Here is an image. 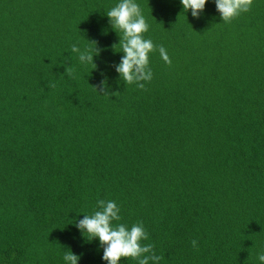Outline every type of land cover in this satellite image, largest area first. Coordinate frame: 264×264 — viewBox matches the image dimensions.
<instances>
[{
    "label": "trees",
    "instance_id": "1",
    "mask_svg": "<svg viewBox=\"0 0 264 264\" xmlns=\"http://www.w3.org/2000/svg\"><path fill=\"white\" fill-rule=\"evenodd\" d=\"M116 2L0 0V264H64L69 250L105 264L68 224L100 199L118 203V223L143 222L159 264H257L264 0L228 23L212 0L199 19L179 0H137L157 46L143 89L112 67ZM93 42L96 67H80L71 46Z\"/></svg>",
    "mask_w": 264,
    "mask_h": 264
},
{
    "label": "clouds",
    "instance_id": "2",
    "mask_svg": "<svg viewBox=\"0 0 264 264\" xmlns=\"http://www.w3.org/2000/svg\"><path fill=\"white\" fill-rule=\"evenodd\" d=\"M209 0H179L185 13L190 11L193 18L199 19ZM219 18L224 23L230 22L241 13L247 12L252 0H212ZM108 24L119 37L117 45L122 53L120 59L112 67L117 74V80L123 84L135 85L143 89L144 83L150 82L153 72L150 67V54L157 50V46L150 38L145 37L149 31V23L143 14L137 0H117L113 7L105 12ZM159 56L165 64L171 60L163 46L158 47ZM80 67L96 65L94 57H99L101 49L75 43L71 46ZM94 67V68H95ZM67 74H77L75 67L67 69ZM107 81L101 80L100 89L106 90ZM121 208L115 200L100 199L96 202V210L90 214H83L78 220L71 223L87 243L97 242L98 249L102 250L101 260L105 264H121V258H128L136 264H159L160 256L156 255L149 240V234L142 221L131 226L118 223L121 220ZM193 240V246H196ZM257 264H264V250L257 253ZM64 264H78L80 256L71 250L63 254Z\"/></svg>",
    "mask_w": 264,
    "mask_h": 264
}]
</instances>
